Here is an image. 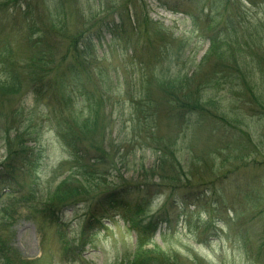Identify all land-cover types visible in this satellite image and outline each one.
<instances>
[{
	"label": "rangeland",
	"instance_id": "rangeland-1",
	"mask_svg": "<svg viewBox=\"0 0 264 264\" xmlns=\"http://www.w3.org/2000/svg\"><path fill=\"white\" fill-rule=\"evenodd\" d=\"M7 8L0 264H264V0H65L64 36ZM75 35L95 45L82 67L71 60ZM158 183L149 213L170 223L142 241L120 217L90 218L118 191L139 200ZM77 185L90 193L69 201ZM58 201L67 203L47 213Z\"/></svg>",
	"mask_w": 264,
	"mask_h": 264
},
{
	"label": "trees",
	"instance_id": "trees-1",
	"mask_svg": "<svg viewBox=\"0 0 264 264\" xmlns=\"http://www.w3.org/2000/svg\"><path fill=\"white\" fill-rule=\"evenodd\" d=\"M249 3H251L253 0H248ZM262 1V0H261ZM72 2V0H71ZM216 5V1L213 4H209L211 6V10L214 9L213 5ZM255 4V3H254ZM12 6L14 9H17V11L19 10L20 12H23V16L26 17L28 19V25L30 27H37V28H42L45 30L46 33L52 34V35H56V36H64V35H68L69 29L67 27L68 25V15L65 13V0H39V3L36 4L34 2V0H16L13 1L11 4H3L2 2H0V15L1 14H5L9 12V8H7V6ZM39 6L42 7L41 10H39ZM23 9V10H22ZM215 10V9H214ZM36 11H40L39 13H37V17H35V12ZM77 11V10H76ZM130 11V10H129ZM129 11H124V13L120 12L121 14H119V19L121 21V24H124L125 26H128L127 28L122 29V34L126 35L127 31L132 28L131 26L134 24V20L133 19H129ZM77 13H80L77 11ZM35 14V15H34ZM79 17L81 16L80 14H78ZM78 18V17H76ZM230 19V18H229ZM215 22V19H214ZM229 22H232V20L230 19ZM249 23L247 20L244 19V21L242 20L241 22L238 21V26L236 27V29H238V27L240 26H246V24ZM236 26V24H235ZM242 31L244 28H241ZM115 30V29H112ZM111 30V31H112ZM32 31H35V33H38V30L32 29ZM78 32V31H77ZM237 32V31H234ZM78 35V34H77ZM77 35H75V39L77 37ZM74 37L71 39L70 41V47L73 51V55L71 57V60H73L74 62H76L77 64H80V66L82 67L83 64L87 63L89 61L90 55H88V53H91L92 58L95 60V45L92 43L91 40H82V35L78 36L81 38H78L76 40H74ZM215 43V41H213ZM34 49V48H33ZM31 48V51L33 50ZM51 50V48L49 49ZM7 52H0L1 56H5L8 55L6 54ZM10 53V52H8ZM88 55V56H87ZM85 67V66H84ZM31 69V68H30ZM37 76H38V72H37ZM63 75L58 76L57 81L55 82V84L58 85H63ZM65 76V75H64ZM32 77H34L32 75ZM38 78V80H40L39 77H36V79ZM33 79V78H32ZM76 79V78H75ZM79 80V78L77 79ZM31 81V80H30ZM46 90V93H50L52 91V87L48 86V88ZM64 93V90H63ZM34 95L38 98L40 97V89L38 88L37 90H35ZM94 95V92H93ZM260 103L264 104V101H262L261 98L257 99ZM90 101V100H88ZM63 102L61 104V106L64 107H69L70 104L72 103V100L70 98H63ZM95 105V103H94ZM190 105V104H189ZM192 106H194L195 108H197V106L191 104ZM97 108V107H96ZM185 110L182 112V114L180 116L185 115ZM189 113V112H188ZM62 115V114H61ZM60 129H62V131H66L68 130V127H61ZM79 138L81 139V137L79 136ZM68 148L70 149V154L73 155V158H77L79 159V153H80V148L78 146H76L75 144H68L67 145ZM78 148V149H77ZM82 151V148H81ZM86 151V150H84ZM24 152L27 153V151L24 149ZM162 159V158H161ZM166 162V159L162 160V166H164ZM161 166V162H159V167ZM158 167V169H159ZM21 171L28 173V171L30 170V167L26 166V164L24 163L22 165V167L20 168ZM86 174L83 175L84 179H87L86 184H88L90 181L93 180V178L91 179L92 175H91V168L85 169ZM0 174H3L4 172V167L2 168V171L0 169ZM8 174V171L6 172ZM154 173V171H152L150 173V177H157L159 179V181L161 180H165L166 178H163L162 176H159L158 174L154 173V175H152ZM151 183V182H149ZM161 187V184H155V185H151L148 184L144 191H147V195H145L144 197H142L139 200H133L131 199V193H129L128 190L124 191H118L117 193H115V201H107L105 203V205L103 206H99L97 213H94V215H92L93 220H97V224H101L102 219L103 220H110L114 217H120L134 232L135 234H137V236L139 237L138 240L142 241L145 236L146 233L148 231H152L154 232V230H157V228L161 225L164 224H169L170 220L168 219V216L164 215V211L160 212L159 214H152L150 215L149 210H150V206L153 204V200L154 198L158 197L157 194L159 189ZM90 189V187H89ZM67 192V196L69 201H72L74 199H78L79 197H83V196H88V194L90 193V191H87V186H78L77 187H72L65 190ZM155 195V197L153 196ZM153 196V198H152ZM67 202H62V201H58V203H53L51 206H47L48 208L45 209L47 213H50L52 211H54L55 208H57V206H54V204H66ZM59 208H61V206H58ZM66 207V206H65ZM63 209V208H61ZM180 215L179 213H177L176 215V219L179 220ZM217 219V218H216ZM89 222H91V220H89ZM229 223V222H228ZM88 227V225L86 224V228ZM148 235V234H147ZM5 238H3V236L0 235V260L2 262L4 261H8L7 258H5L4 256L7 255L6 254V247L7 245L5 244ZM9 243V242H8ZM8 264V263H7ZM14 264V263H12Z\"/></svg>",
	"mask_w": 264,
	"mask_h": 264
}]
</instances>
